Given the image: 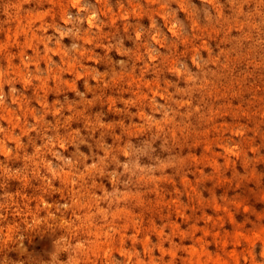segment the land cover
I'll return each instance as SVG.
<instances>
[{"label":"rangeland","instance_id":"1","mask_svg":"<svg viewBox=\"0 0 264 264\" xmlns=\"http://www.w3.org/2000/svg\"><path fill=\"white\" fill-rule=\"evenodd\" d=\"M150 2L0 0V161L7 165L0 175L6 189L0 191L28 199L25 214L40 205L45 189L49 204H73L68 224L61 218L58 229V247L69 249L67 264H217L224 258L218 264H261L264 133L259 144L254 128L241 135L243 125L234 120L238 112L248 114L239 105L209 104L211 127L206 121L170 145L174 155L167 159L177 161L175 168L162 162L164 172L119 180L128 153L155 139L145 122L153 115V98L163 104L165 92L174 95L177 62H191L198 53L212 64L222 53L227 58L221 46L230 29L241 27L228 20L200 24L189 0H174L194 33L173 44L153 33L156 48L150 50L140 34L151 30L154 16L169 36L176 35L161 14L163 5L152 11L145 7ZM222 3L209 5L216 16H222ZM258 90L264 93V84ZM207 95L220 101L239 92L226 80L215 82ZM159 128L157 120L153 131ZM229 141L242 150L234 152ZM245 152L255 158L249 162ZM49 161L63 168L55 178ZM82 240L85 247L79 248Z\"/></svg>","mask_w":264,"mask_h":264},{"label":"clouds","instance_id":"2","mask_svg":"<svg viewBox=\"0 0 264 264\" xmlns=\"http://www.w3.org/2000/svg\"><path fill=\"white\" fill-rule=\"evenodd\" d=\"M189 3L196 9L193 17L200 24L220 25L228 20L239 23L241 27L239 30L230 29L226 42L221 46L223 50L227 51V58L222 53L216 63L212 64L198 53L191 62L187 60L177 62L179 82L170 84V87L176 90L174 95L168 96L165 92L166 102L163 104L153 98V115L149 116L145 122L146 130L154 135L155 139L147 141L145 150L129 152V163L120 165V162L116 161L124 170L118 174L122 183L127 182L125 174L138 176L166 171L160 167L162 162L175 168L177 161L169 162L167 159L168 156L174 155L170 145L174 143V140L188 135L191 128L203 126L206 121L211 127L214 118L209 119V104L239 105L240 109L246 110L248 114L247 117H242L238 112L237 118L234 120V123L243 125L239 129L241 135L254 128L255 142L259 144L260 135L264 133V93L258 90L259 86L264 84V0H223V3L220 4L222 16H216L212 8L209 7V5L219 3V0H201L204 7H199L193 0H189ZM161 5L163 8H160ZM145 7L152 11L160 8L161 14L168 19L172 31L176 33L175 37L169 36L159 17L154 16L151 30L140 34V42L142 44L146 42L150 50L156 48L152 42L153 33H158V38L165 39L169 44L176 43L184 36H191L194 33L191 23L185 19L184 13L178 11L174 0H151ZM214 53L215 49L213 48ZM119 63L122 65L123 61ZM226 80L233 82V89L238 91L239 95L231 96L226 100H210L207 95L208 90L215 82L224 83ZM249 85L255 87L248 90ZM11 91L16 93L17 89L12 88ZM78 95H82V93H78ZM3 103V89L0 87V105ZM212 110L214 111V108ZM253 113L255 115H252ZM157 120L160 124L158 133L153 131ZM4 130V127L0 126V133H3ZM81 143L84 142L81 141ZM0 147H3L2 143H0ZM228 147L234 152L242 150L239 144H234L231 141H229ZM7 151L12 152L13 149L8 148ZM198 151L199 146H197ZM244 154L249 162L256 155H248L246 152ZM260 154H264V151ZM55 156L57 160L71 164V161L64 160L60 153H55ZM142 157L144 158L143 165L139 162ZM255 166L259 170V166ZM6 168L7 165L0 161V175H3ZM47 171H50L51 177L55 178L58 173L63 172V168H57L49 161ZM44 183L51 186L52 179L44 176ZM249 186L255 187V185ZM3 189H6V184L0 182V190ZM40 195V205L35 209H29L25 214L23 209L28 207L30 203L28 199L21 202L15 198L14 194L6 190L0 191V264H67L68 256L66 254L69 249L58 247L61 243L58 229L61 227V218H64L66 225L68 224L67 217L71 213L73 204L69 202L49 204L44 199L48 195V189H45ZM255 207L259 210L262 205L256 204ZM74 225L75 218L73 217V222L69 227ZM40 233L43 235H39ZM29 236L32 237L31 243L27 242ZM78 247L84 248L85 242L82 240ZM257 259L259 261V257Z\"/></svg>","mask_w":264,"mask_h":264},{"label":"bare ground","instance_id":"3","mask_svg":"<svg viewBox=\"0 0 264 264\" xmlns=\"http://www.w3.org/2000/svg\"><path fill=\"white\" fill-rule=\"evenodd\" d=\"M87 18H88V17H87ZM86 20H87V19H86ZM91 21H92V20H91ZM86 22H87V21H86ZM7 36H8V35H7ZM25 78H26V77H25ZM238 231H239V230H238ZM238 233H239V232H238ZM222 247H223V246H222ZM162 249H163V248H162ZM193 250H195V249H193ZM193 250H192V251H193ZM197 252H199V251H197ZM197 252L195 251V254H194V255H196ZM226 252H229V251H226ZM192 253H193V252H192ZM202 253H204V252H200V254L198 253L197 255H199V257H200V255H202ZM229 253H230V252H229ZM231 253H233V250H232ZM231 253H230V254H231ZM197 255H196V256H197ZM231 255H232V254H231ZM205 256H206V255H205ZM205 256H204V259L206 258ZM209 256H211V255H209ZM209 256H208V257H209ZM232 256H233V255H232ZM191 257H192V256H191ZM199 257H197V258H199ZM217 257H218V256H217ZM217 257H214L213 259H216ZM221 257H223V256H221ZM234 257H235V255H234ZM193 258H196V257H193ZM211 258H212V257H211ZM229 258H230V256H229ZM231 258H232V257H231ZM204 259H203V260H204ZM213 259H212V261H214ZM219 259H220V258L218 257L217 260H215V261H218ZM224 259H225V258H224ZM224 259H223V260H224ZM203 260H199V259H198V262H199V263H202L201 261H203ZM207 260H209V259L207 258ZM220 260H221V259H220ZM223 260H221L220 262H222ZM233 260H235V258H234ZM196 261H197V260H196ZM215 261H214V262H215ZM225 261H226V260H224L223 262L225 263ZM220 262L218 261V263H220ZM209 263H210V262H209ZM211 263H212V262H211ZM211 263H210V264H211ZM215 263H216V262H215ZM218 263H217V264H218ZM232 263H233V261H232Z\"/></svg>","mask_w":264,"mask_h":264}]
</instances>
